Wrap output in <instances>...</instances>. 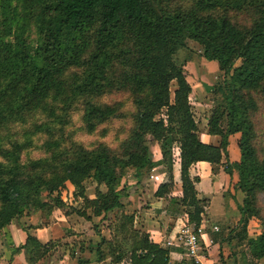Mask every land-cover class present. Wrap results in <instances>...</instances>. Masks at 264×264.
I'll use <instances>...</instances> for the list:
<instances>
[{
    "label": "trees",
    "instance_id": "obj_1",
    "mask_svg": "<svg viewBox=\"0 0 264 264\" xmlns=\"http://www.w3.org/2000/svg\"><path fill=\"white\" fill-rule=\"evenodd\" d=\"M239 13L248 19H239ZM188 39L228 75L226 95L204 126L221 137L219 145L200 139V120L189 99L192 87L176 60ZM119 92L125 100L100 99ZM260 102L264 114V0H0V230L25 211L51 210L50 200L61 202L53 193L70 181L83 197L79 215L91 219L88 208L93 215L115 212L111 238L100 235L94 246L97 260L173 264L169 248L136 227L134 214L123 210L124 172L164 165L169 180L155 195H168L170 211H184L198 225L207 199L198 196V176H191L189 167L197 161L219 164L229 135L238 133L239 159L225 169L236 168L245 194L241 221L256 217L260 222V233L247 239L250 255L259 259L264 255V157L253 143L252 115ZM127 117L128 129L112 125L113 119ZM111 127L114 145L105 139ZM149 139L160 148L158 161ZM175 147L178 196L171 194ZM89 180L96 183L93 197L85 194ZM50 247L27 234L15 250L23 248L33 264Z\"/></svg>",
    "mask_w": 264,
    "mask_h": 264
},
{
    "label": "crops",
    "instance_id": "obj_2",
    "mask_svg": "<svg viewBox=\"0 0 264 264\" xmlns=\"http://www.w3.org/2000/svg\"><path fill=\"white\" fill-rule=\"evenodd\" d=\"M198 56L203 57L201 54ZM204 60L215 62L212 59ZM203 123L204 120L203 122L200 120V139L205 143L219 145L221 137L208 133L204 128L206 123L204 125ZM238 138V133L229 135L226 153L222 152L219 164L214 166L207 161H197L189 167L191 176H198L195 182L198 196L207 199L200 221L203 230L201 244L206 255L205 264H264V255L259 259L253 258L247 243L248 238L260 233V225L256 221L252 223L253 217L248 218L246 223L241 221L240 206L243 204L245 194L239 186L236 168L231 167L230 172L225 169L227 164L239 159ZM176 148L173 154L174 180L171 189L174 196L181 194L180 159L179 150ZM160 156L161 154L153 159L158 161ZM157 167L159 171H155ZM144 172L149 174L147 180L155 181L146 183L149 188L142 183ZM131 176L132 178L127 179L129 185L125 184L126 193L121 197L123 210L134 214L136 227L147 231L153 241L169 248L171 263L191 264L181 246L175 243L176 233L182 222L189 218L188 214L184 211L171 212L170 197L155 195L159 184L169 180L164 165L154 164L149 168H143L138 174L132 170ZM174 185H177L176 191L173 189ZM66 187V192L60 199L67 200L74 195V201L71 202L74 207L70 208L71 204L64 201L68 205L66 209L53 206L51 210L25 211L15 216L0 230V264H30L23 248L15 250L24 243L27 234L51 245L33 264H79L83 257L90 259L88 264H124L122 261L112 263L110 258L97 260L94 249L100 241V235L111 238L110 222L115 212L93 215L88 208L86 212L92 218H83L77 213V210H82L83 197L75 194V186L70 181H67L58 192L55 191V196L60 197V193ZM85 194L89 197L94 196V192L88 193L87 190ZM106 217H109V220H106ZM98 220L100 226L92 224ZM103 222L108 224L104 227ZM215 225L218 226V230L214 229ZM168 240L173 242L167 243Z\"/></svg>",
    "mask_w": 264,
    "mask_h": 264
},
{
    "label": "rangeland",
    "instance_id": "obj_3",
    "mask_svg": "<svg viewBox=\"0 0 264 264\" xmlns=\"http://www.w3.org/2000/svg\"><path fill=\"white\" fill-rule=\"evenodd\" d=\"M237 16L239 19H248V16L245 13H239ZM201 50L202 49L197 42H195L194 40L188 39L186 47L180 49L178 51V53L176 54V60L183 63L187 79H188V81L192 87L191 93L189 95V99H190V102L192 105L194 115L196 118H199V120H201V122H203V120H204V123H206L209 116L211 115L212 111L220 104L219 101L226 95L227 84H228V75L219 69L218 63L216 61L213 63L212 62H206V60H204L203 57L199 58L198 55L201 54ZM237 63H239V60L237 61ZM206 86H209L210 88H208ZM174 88H175V82L173 81L171 83V96H172V92H173ZM255 96H256L257 100H259L261 98V96L259 94H256ZM125 97H126V94H123L120 92L119 93H109V94L104 93L100 96V99L102 101L108 102L111 98H114L117 100H119V99L125 100ZM126 103H127L126 104V111H127V113H130L132 111V106H131L130 102H128V101H126ZM261 104H262V102H260L259 108L253 112L252 116H253V120L255 122L253 143L257 149L258 156L260 158H263L264 157V127H263L264 126V114H263V111L261 110ZM161 112L162 113L160 115H164L165 109H162ZM128 115H130V114H128ZM202 117H203V120H202ZM76 119H78L77 115H76ZM111 122H112V125L114 127H118V128L122 127L125 130L131 126V120L129 117L122 118V119H116L115 118ZM204 123H203V125H204ZM113 132H114V128L111 127V131H109V133H108L109 135L105 136V139L114 145L115 140H114ZM92 135H94V134H90V136H92ZM123 135H124V133L121 134V136H123ZM148 143L151 147L153 158H157L161 154L160 150H159L160 149L159 146L157 145V143L154 140H151V139H149ZM160 169H161V167H160ZM132 170L133 169H131V168H127L125 170L124 175L122 177L121 184H124V185L128 184L127 179L132 178V176H131ZM173 170H174V166L172 168V174H173V180H174ZM155 171H159V167H157L155 169ZM176 171H177V168H176ZM148 176H149V174L144 172L142 183H143V185L145 184L144 186L146 188H149V186L146 185V183L155 182V181H153L154 179L150 180V181L147 180ZM155 180H156V177H155ZM66 189H67V187L64 189V191L61 190L62 192L60 193V198L62 195L65 194ZM128 189L131 190L130 188H128ZM173 189H174V191H176L177 185H174ZM86 190L88 193L94 192L95 186L91 180L86 182ZM58 191H56V192H58ZM55 194L56 193L54 192L53 196H55ZM43 197L47 200H50L49 197L46 195V193L43 194ZM60 200H61V202L59 204L56 203V201H54V200H50V201L53 202L52 204L54 207L66 209V208H68V205L65 204V202H68V204H71L70 208L74 207L71 203L74 201V195L70 196L67 200H63V199H60ZM260 202L263 206V211H264V193L260 194ZM253 218H254V221L252 223H254L255 221L258 224L260 223L256 217H253ZM106 220H109V217L108 218L106 217ZM108 222H103L102 225H104V227H105V225L108 224ZM92 224L96 225V226H100L99 220L96 221L95 223L92 222ZM87 227H88V225H87ZM122 245L126 249L127 246H129V242L122 243Z\"/></svg>",
    "mask_w": 264,
    "mask_h": 264
},
{
    "label": "built area",
    "instance_id": "obj_4",
    "mask_svg": "<svg viewBox=\"0 0 264 264\" xmlns=\"http://www.w3.org/2000/svg\"><path fill=\"white\" fill-rule=\"evenodd\" d=\"M214 229L218 230L219 228L215 225ZM202 232L201 224L197 225L187 218L176 233V242H174L181 246L185 257L191 264H205L206 255L201 244ZM172 242L171 240L167 241V243Z\"/></svg>",
    "mask_w": 264,
    "mask_h": 264
}]
</instances>
